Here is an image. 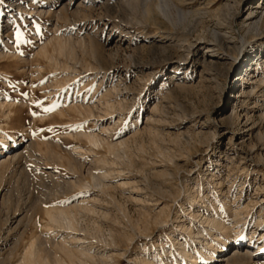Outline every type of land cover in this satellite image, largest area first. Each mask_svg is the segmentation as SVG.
I'll use <instances>...</instances> for the list:
<instances>
[{"label":"rangeland","instance_id":"rangeland-1","mask_svg":"<svg viewBox=\"0 0 264 264\" xmlns=\"http://www.w3.org/2000/svg\"><path fill=\"white\" fill-rule=\"evenodd\" d=\"M14 1L0 0V25L9 23L8 28L0 27V101L6 100L9 104L15 101L16 104L10 108L7 103L0 108V132L10 137L16 135L19 139L24 137L26 143L31 144L10 162L11 166L0 165V251L5 250L1 252L4 254L0 253V260L11 253L13 257L5 264H12L33 232H47L54 239H60L61 230L44 229V222L48 220L44 205L68 206L91 197L93 200L96 197L92 203L95 202L98 213L82 216L81 223L83 228H100L101 236L95 237L86 231L79 235L86 234L87 240L95 241L94 252L112 254L111 264H138L135 258L139 254L152 257V253H162L164 248L173 253L163 264H190L180 254L176 240L186 235L179 227L181 223H198L196 220L200 218L191 214L194 209L209 213L214 208L225 211L240 202L249 203L251 209L244 214L245 228H234L230 245L222 244V248L228 246L229 251L240 230L239 239L242 236L247 240L251 225L254 226L253 219H264V100H261L264 99L261 82L264 58L258 64L260 67L251 60L248 66L236 72L229 73L224 66L216 72L203 64L207 58L203 57L202 43L214 39L210 32L212 26H220L226 36L235 35L241 42L245 31L241 29L240 20L247 14L246 10L260 0H236L238 4L231 0L229 8L226 0H170L169 7L162 5L161 9L167 7L171 19L154 4L147 5L150 1L164 4V0H140L137 4H130L131 0H81L79 8L69 11L61 10L58 0ZM187 8L188 17L197 24L195 29L173 28L172 21L179 20L180 10ZM58 11L61 13L57 14ZM217 15L223 20L219 21ZM161 37L178 41L175 44L161 42ZM259 37L254 33L246 34L247 43L237 54ZM56 40L65 43L64 51H60V41ZM189 41L201 43L197 52L191 51L192 42ZM41 45H47L51 55L54 54L53 60L39 53ZM223 53L227 52L222 49L219 54ZM181 58L185 61L181 67L190 65L193 58L198 62L194 63V68L171 73L173 65ZM255 67L258 68L253 69ZM235 83L243 90L239 87L231 91ZM250 85H256L254 96ZM100 101L113 106V111L107 114L112 109L106 113V105L102 108ZM255 104L256 110L251 109ZM233 106L241 112L242 123L239 118L230 116ZM88 108L97 114L86 116ZM8 110L13 111L11 117L5 116ZM252 110L253 119L247 122L244 114H251ZM137 119L139 121L135 122ZM206 120L212 122L211 128L201 129L200 125L207 124ZM106 126H110L107 132ZM80 129L100 133L105 140L99 148H93L85 138L78 136ZM124 139L126 147L116 158L108 152L107 142ZM37 143L42 145V151L38 150ZM76 146L93 148L82 156L85 169L89 170L78 174L62 165L70 157L69 150ZM11 148L9 145L8 150ZM47 149L53 156L62 155L65 160L61 163L59 157L50 158ZM97 154L115 159L111 168L116 174L115 180L123 177L132 186L139 184L155 194L152 200L146 206L135 204L129 197L133 188L123 189L117 182H113L116 185L112 189L97 187L85 193L84 189L68 186L65 181L71 177L91 183L92 172L109 169L101 163L97 166L94 162ZM46 157L50 159L48 167L45 166ZM146 175L162 183L169 193L157 195L145 179ZM187 193L191 197L188 198ZM193 199L197 201L195 204H192ZM202 200H207V204ZM207 205L213 207L210 209ZM163 207L168 223L161 228L155 218ZM185 208L187 212H181ZM15 215L17 219L27 215L25 220L33 221L27 228L20 226L13 230L10 219ZM18 233H23L21 242L10 248L11 238ZM256 252L263 259L254 260L255 263L264 264V255L259 250ZM60 256L67 259L63 254ZM158 257L162 263L160 254ZM199 258L204 261L206 256L199 253Z\"/></svg>","mask_w":264,"mask_h":264},{"label":"bare ground","instance_id":"bare-ground-1","mask_svg":"<svg viewBox=\"0 0 264 264\" xmlns=\"http://www.w3.org/2000/svg\"><path fill=\"white\" fill-rule=\"evenodd\" d=\"M139 1L140 0H131L130 4H137V2H139ZM165 1L166 0H164V4H161L162 2H160V1L159 2L156 1L155 3L150 1L149 3L147 2V5L150 7V6H152V4H154L158 9H161L162 5H164V6L167 5L169 7L170 0H169V2H168V0L166 1L168 3H166ZM174 1H176V0H174ZM230 1L231 0L225 1L226 2L225 5L228 8L232 5V4H230ZM188 2H190V1H188ZM188 2H187V4H189ZM233 2L236 4L237 1L233 0ZM260 2L258 4L252 5L248 10H246L247 14L245 16H243V18L240 20L241 29L243 31H245V33L243 34L241 42H239L238 37L235 35H233L232 38H229L228 36H226L224 34L223 30L220 28V26H214V27L212 26L211 27L210 32L214 35V39L209 40V41H204L202 43V45H204L205 53H206V54L203 53V57L207 58L203 64H205L207 68H209L211 70L215 69L216 72H218L219 69L221 68V66H224L226 68V70H228L229 73H232V72L238 71V69H243L244 66L245 67L248 66L249 62L251 60H255L254 64L256 66H258V64L261 62V59L264 58V40H263L264 39V0H260ZM172 3H171V6H172ZM58 4H62L61 10L66 9L69 11V9H71V8H79L82 4V1L81 0L80 1H78V0H58ZM237 4H238V2H237ZM250 4H252V3H250ZM155 6H154V8H155ZM189 6H191V5H189ZM8 7H11V6H8ZM8 7H7V9H8ZM166 8L161 9V10L164 12V14L169 19H171L170 10H168ZM178 8H180V7H178ZM47 10H48V12H50L51 9L49 8ZM197 10H199V9H197ZM6 11L10 12L11 9L6 10ZM43 11H45V10H43ZM194 11H196V10H194ZM60 13L61 12H59V11L57 12V14H60ZM195 13H191V14L194 15ZM57 14H56V17H58ZM180 14H181V16H180L179 20H177L176 22L172 21V27L177 28L178 26H185L186 28L192 27L194 30L197 24L195 22H193L192 17H191V19L188 17L190 14V11H188V8L186 10L181 9ZM217 16L219 17L218 18L219 21L223 20V18H221V15L220 16L217 15ZM0 18H1V15H0ZM8 24L9 23L5 22V24L0 25V27L2 29L8 28V26H9ZM229 28H233V27H229ZM173 33H175V32L173 31ZM248 33H254L255 37L256 36H260V37L257 39V41L254 44H251L243 52L241 51L239 54H237L239 49L241 48V46H244L247 43V40L245 39V37H246V34H248ZM187 34H189V33H187ZM55 36H57V35H55ZM164 37H166V36H164ZM164 37L160 38L161 42L169 41L172 43L174 42V44H175V42L178 41L177 38L173 39V38H164ZM188 38H190V37H187V39ZM187 39L185 38V40H187ZM56 41H58V42L60 41V43H59V45H60L59 47L61 48L60 51H64L65 50V48H64L65 43L64 42L61 43V40H56ZM189 42H192V41H189ZM48 43H50V42H48ZM79 44H81V43H79ZM186 44H188L187 41H186ZM51 45H52V43H51ZM184 45H185V43H184ZM188 45H187V47H188ZM200 45H201V43H197V42L193 41L191 43V49H193L194 51L193 50H191V51L193 53L197 52L198 46H200ZM53 49H55V48H53ZM222 49L225 50L227 53H223L220 55L219 53L222 52ZM68 50H69V48H68ZM230 51L233 52V54H229ZM39 53L43 54V56H48V57L49 56L52 57L54 55V54L51 55V53L48 51L47 45H43V46L41 45V47L39 48ZM215 53H217L219 55L216 57H212L211 55L215 54ZM41 54H39V55H41ZM59 54H61V53H59ZM1 55L2 54H0V56ZM259 55H262V56L260 58H257V57H259ZM51 57H49V58H51ZM51 60H53V57L51 58ZM219 61H221V62H219ZM262 61H263L262 63H264V60H262ZM195 62L196 63L198 62L197 58L196 59L193 58L190 62L191 63L190 65H187L186 67H181L185 63L184 59L181 58L178 61V63L173 65L174 69L171 71V73L176 74L178 69H182V68H184L185 70H187L188 68H194ZM258 67H260V66H258ZM258 67H255L253 69H256ZM240 73H242V72H240ZM171 77H174V76H171ZM178 77H181V79L184 78L183 76H180L179 74H178ZM240 79H243V78H239V80ZM261 82L264 84V77L261 78ZM239 87H241V86L236 84V83L232 84L231 85V91L235 90ZM249 87L252 89L251 93L254 96L256 90H254L253 88H256V85H250ZM258 88H259V86H258ZM241 90H243V87H241ZM248 93H249V91H248ZM263 94H264V92H263ZM257 99H255V102H257L256 101ZM261 100H264V99H261ZM14 102L10 101V104H9V102H7L6 100L0 101V108H4L7 103H8V107L11 108L13 105L14 106L16 105ZM105 103L101 104V101H100L101 106L106 105L104 107L106 113L112 109L109 113H107V114H110L114 108H112L113 106L109 105V103H107V102H105ZM257 107H258L257 104H255L254 106H251V109L256 110ZM102 108H103V106H102ZM99 109H101V108H99ZM104 109H102V110L104 111ZM86 110H87V108H86ZM254 110H252L251 114H248V113L244 114L247 122H249L251 119H253V116H251V115L254 114L253 113ZM93 111H95V110H93ZM88 112L89 113L86 112V116L88 114L90 116L97 114V113L94 114L90 108H88ZM106 113H105V115H106ZM12 114H13V111L10 110L8 113L6 112L5 116L9 117L10 115L12 116ZM230 116L236 117L237 119L239 118L240 123L243 122L241 120V112L236 111V106L235 107L233 106ZM260 116H262V115H260ZM98 118H100V117H98ZM40 119L42 120V118H40ZM138 121L139 120L137 119L135 122H138ZM206 122H207V124L204 122L205 124L203 123L200 125L201 129H203L205 127L211 128L212 124H210V123H212V122H210V120H206ZM105 130H106V132L109 131L110 126H106ZM78 136L85 138L87 140V142L93 148L94 147L99 148L100 145H102V142H104V140H105V139L103 140V138H101L102 136L100 133H97V132H94L91 130L86 131V130L80 129L78 131ZM241 137L244 138V136H241ZM23 138L24 137L19 139V138H17L16 135L10 137V136H7L6 134L0 132V143L2 146L1 147L2 149H0V154H1L0 155L1 156L0 157V165L4 166V168H7L8 165L11 166L10 162L12 163L13 160H15L17 157H19V155L21 153H23L25 151V149L28 148L29 145L31 144V143H26V141ZM243 140L244 139H242L241 142H243ZM28 142H31V141H28ZM126 144L127 143H126L125 139L120 140V141L118 140L117 142H114V143L113 142H107L108 152L110 154L116 155L117 156V157L115 156L116 158H119L118 157V156H120L119 152L122 150V148L126 147ZM9 145L12 147L11 150H8ZM41 146H42L41 144L37 143V148L39 151H42ZM48 148H49V146H48ZM93 148L92 149H86V148H84V146L83 147L82 146H76L72 150H69L70 151V157L67 158L66 164L62 163V161L65 160V159H63L62 155H56L55 154V156H53V154H51L52 151L49 149H47V153L50 154L49 155L50 158H52V157L58 158L59 157V159H62V160H59V162H61L62 165L66 166L70 171H72V173L76 174L77 172L78 173L82 172L86 167V162L84 161V158H82L83 154H86L87 151H90V150L92 151ZM38 157H40V156H38ZM49 160H50L49 157L45 158V166H47V167H48V161ZM94 162L97 164V166L100 165V163H101L104 166H108L109 169L107 168L106 170L101 171V172H100V170L97 171V169H96L95 170L96 172H92V173L90 172L91 178H92L91 183H89V182L85 183L86 181L84 182L75 176L76 180L72 179V177H71L68 179V181L67 180L65 181L67 183V185L70 187H73V188L78 187L82 190L84 189L83 191L85 193V190L86 191L89 189L95 190V188H97V187H99L103 190L104 189H106V190L112 189L114 187V184H115V183L113 184V182H117V185L119 187H122L123 189H126L128 187H132L133 189L131 190V192H132L131 195H129V192L126 194L129 195L131 201L134 202L135 204H140V205H145V206H146V203L150 202V200H152V197L155 196V194H150L148 191L144 190L145 188L141 187L139 184H135L134 186H132V184H130V182L126 181L125 179L123 180V177L117 178L115 180L114 176L116 174L111 169L113 167V164L115 163V159H112V158L109 159V157H100V155L97 154L96 157L94 158ZM91 165H92V163H91ZM91 169H93V168H91ZM87 170H89V169H87ZM49 174H51V173L49 172ZM49 174H48V177L50 176ZM167 175L172 176V174H168V173H167ZM51 177H53V173H52ZM145 179L148 180V184H150L153 187V189L155 190L157 195L158 194L159 195H165V194L169 193V190H167L166 188L164 189V186L162 185V183L155 182L154 178L146 175ZM107 180H111V182H107ZM67 185H65V186H67ZM115 188H116V186H115ZM184 190H185V188H184ZM144 191H146V192L144 193ZM185 192H187V191L185 190ZM186 195L188 198L191 197L190 193H187ZM150 197H151V199H150ZM93 198H94V200L92 199V197L90 199L85 198L86 200H83L82 202L78 201V203L75 202V203L70 204L68 206H63V205H55L54 206L53 205L51 207H45V205H44V209H43L44 214L46 215V217L48 219L46 222H44L45 223L44 229L48 230L49 232H50V230L52 232L53 228H57V229L61 230L63 233L61 234L60 239H54L53 236L47 234V232H46V234H44L45 232L42 233V231L41 232L38 231L40 233L33 232L30 239L27 242H25L22 251L20 252L19 256H17L18 258L16 257L17 259L15 261L13 260L12 264H111L110 258L112 257V254L106 255L103 251L94 252V245H95L94 242L95 241L94 240H87L86 234H85V236L79 235L80 232L86 231V232L91 233L95 237L101 236L100 235V228H98V227L97 228H91V229L83 228L82 223H81V219H80L82 216L86 217V216H89L90 214L92 215V214L97 212V206L94 204L95 202L92 203L93 201H96L95 200L96 197H93ZM130 199H129V201H130ZM240 200H241V198H240ZM206 201L207 200H202L203 203L207 204ZM195 202H197V201H195V199H193L192 204H195ZM263 202H264V200H262V203ZM203 203H202V205H203ZM255 203H257V202H255ZM119 204H121V203L119 202ZM184 204L185 203L183 202L182 206H184ZM98 205H99V203H98ZM202 205H201V207H202ZM207 206L210 209H211V207H213L212 205H207ZM8 207L9 206H7V208ZM249 207H250L249 203L243 205V202H240L237 206L227 207V210H225V211H221L220 209H217V208H216L217 209L216 210L214 208L213 213H212L213 210L210 211L209 213H207V212L203 213V210L195 211V209H194L191 212V214L195 218H200L199 220H196V222H198V223L197 224L191 223L190 225H188L187 223L183 222L179 225L181 230L185 231V234H186V235H184L185 237L182 236V238L179 237V239L176 240V246L178 247L180 254H182V256L185 259H188L190 261V264H257V263H255L254 260L263 259V256L258 257L259 253L256 252V250H259V252L262 255H264V250H263L264 249V219H262V217H260L258 219L255 218V219H253L252 222L250 221L251 224H254V226L251 225L252 229H251L250 235L247 237V240L244 241V239L241 238L242 237L241 235H240L241 237L239 239L238 234H241V230H240L236 235L237 239H236V242L233 243V247H231V249H229V251L227 250L228 246H226L225 248H222V244L228 245L229 242L231 241L232 231L234 228H240L241 226H244V228H245L247 221H245L246 216H244V214L247 212V210L251 209V207L250 208ZM191 208H192V206H191ZM191 208H190V210H191ZM20 210H22V209H20ZM187 210H188V208H185L184 210L182 209L181 212L183 211L185 213V212H187ZM24 216L19 217V219H17L18 216L15 215L12 218V220L10 219L11 225H14V226H12L13 228H11V229H13V230L17 229L18 230V228H20V226L27 228V226L32 223L33 219L31 221L30 220L26 221L25 218L27 217V215H26V217H24ZM167 219L168 218H167V214H166V209L163 207L157 213V216L155 218V223L157 225L161 226V228H162V226H164L165 224L168 223ZM35 221L33 223L36 226L37 222H35ZM171 224H173V223H171ZM261 232H263V234H261ZM4 235L6 236L7 234L5 233ZM22 235H23V233H18V235H15L17 238L16 237L14 238V236H13L11 238V240H13L12 244H9L10 241L8 242L9 247L13 248L14 246L18 245L22 240ZM8 236H10V234H8L7 237ZM4 240H6V239H4ZM6 247H8V245ZM96 248H97V246H96ZM16 250H17V248H16ZM97 250H99V249L97 248ZM261 250H263V251H261ZM3 251H5V250H3ZM3 251L1 250L0 253ZM219 251H221V252L223 251V252L221 254L217 255ZM172 253H173V251L165 250V248H164L163 252L159 253L161 260H163L162 263H159V261H158V258H159L158 255L159 254H154V253L151 254L152 257H148V256H144V255L139 254L135 258V261L138 264H163L164 261L167 260V258ZM199 253H202L206 256L204 261L200 260ZM2 254H4V253H1V255ZM60 254L65 255L67 259H63L60 256ZM5 256H6V258H3L0 260V264H5L6 260L9 259V257L10 258L13 257V256H11V253H9L8 255H5ZM0 258H1V256H0ZM10 262L11 261H9L8 263H10Z\"/></svg>","mask_w":264,"mask_h":264},{"label":"snow or ice","instance_id":"snow-or-ice-1","mask_svg":"<svg viewBox=\"0 0 264 264\" xmlns=\"http://www.w3.org/2000/svg\"><path fill=\"white\" fill-rule=\"evenodd\" d=\"M39 103V102H38ZM52 109H45V111H51ZM34 115H35V113H34Z\"/></svg>","mask_w":264,"mask_h":264}]
</instances>
